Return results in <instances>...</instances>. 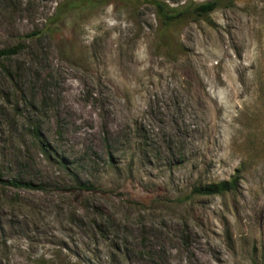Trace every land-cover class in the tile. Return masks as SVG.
<instances>
[{
	"label": "rangeland",
	"instance_id": "1",
	"mask_svg": "<svg viewBox=\"0 0 264 264\" xmlns=\"http://www.w3.org/2000/svg\"><path fill=\"white\" fill-rule=\"evenodd\" d=\"M65 1L0 0V264H264V0Z\"/></svg>",
	"mask_w": 264,
	"mask_h": 264
},
{
	"label": "trees",
	"instance_id": "2",
	"mask_svg": "<svg viewBox=\"0 0 264 264\" xmlns=\"http://www.w3.org/2000/svg\"><path fill=\"white\" fill-rule=\"evenodd\" d=\"M110 0H73V1H65L63 5L57 9L56 15L54 17V21H59L62 16L73 10H79L83 7H93L95 5H103ZM147 2H150L149 0ZM154 5L160 16L166 21H176L178 19L184 18L186 16L196 15L199 17H203L213 13L218 7L219 3L217 1H212L210 3H203L199 5H189L186 8L182 9L181 11L167 9V6L164 4H160L157 2L151 3ZM173 13V14H172ZM23 51V47L21 45L16 46L11 49L0 50V66L1 62L4 60H9L15 56H18ZM35 140L37 144L40 146L42 151L49 152L48 146L44 143L39 135V131L35 132ZM238 177L233 178L230 181L222 182L219 184H210L205 186L196 187L193 190V195L198 197H217V196H224L229 193H233L237 190L238 187ZM0 183H5L6 185L15 188V189H26V190H34L41 188L40 186H36L30 181H23V180H13V181H3L0 179ZM86 190H89L88 187H85Z\"/></svg>",
	"mask_w": 264,
	"mask_h": 264
}]
</instances>
